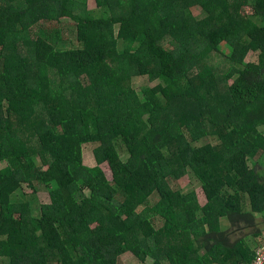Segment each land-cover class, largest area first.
I'll use <instances>...</instances> for the list:
<instances>
[{"label": "trees", "instance_id": "1", "mask_svg": "<svg viewBox=\"0 0 264 264\" xmlns=\"http://www.w3.org/2000/svg\"><path fill=\"white\" fill-rule=\"evenodd\" d=\"M86 1L0 0V264H251L264 0H97L99 16Z\"/></svg>", "mask_w": 264, "mask_h": 264}, {"label": "rangeland", "instance_id": "2", "mask_svg": "<svg viewBox=\"0 0 264 264\" xmlns=\"http://www.w3.org/2000/svg\"><path fill=\"white\" fill-rule=\"evenodd\" d=\"M86 3L88 4V8L89 10H93L95 11L96 15H101V13L103 12L102 10H100V8L98 7V2L97 0H87ZM192 12L194 14V16L198 19L204 18V13H202L201 9L199 7H193L192 8ZM63 35L67 38H69V40L71 41L69 43L70 47H76L78 46L77 43V26L75 21L73 20H66L63 23ZM222 51H224L225 53H230V49L227 46H222ZM219 60V59H218ZM217 60V61H218ZM247 62H257L258 61V54L254 53V52H250L246 58ZM134 86L138 89V91H141L142 88L145 87H153L156 86L158 84L157 82H152L149 80L148 77H136L134 79L133 82ZM263 129V128H262ZM209 139H203L201 144H205V142H208ZM211 141V140H210ZM96 145L95 144H86L84 147V160H85V164L90 166V167H95L98 165L96 158H95V154H94V149H95ZM264 164V162H262ZM5 163L0 164V167H4ZM102 168L106 171L108 177L110 179H112V172L109 168L108 164H103ZM174 184V183H173ZM38 185V199H39V204L41 205L42 203L46 204V203H50L51 202V195L48 189H46L43 185ZM175 185V184H174ZM193 188L197 190V193L199 195L200 198V202L201 204H205L206 203V196L205 193L202 189V186L200 184L199 181L194 179V183H193ZM27 192H29V190L27 189ZM31 198V197H29ZM156 197L153 196L151 198L152 202H156ZM35 213L38 215L40 214V208L39 205H37V209H35ZM258 219L259 221H262V215H258ZM154 223L156 225L157 228H160L163 224L164 221L160 218V217H156L154 218ZM225 226L227 224H229L228 220H224ZM230 225V224H229ZM224 224H223V228H225ZM263 226V224H262ZM258 245V239L256 240V246ZM258 249V248H257ZM132 254L131 252L128 253V255ZM152 259L148 260V264L152 263ZM119 264H144L142 263V261L138 260L136 257L134 256H122L120 259Z\"/></svg>", "mask_w": 264, "mask_h": 264}, {"label": "built area", "instance_id": "3", "mask_svg": "<svg viewBox=\"0 0 264 264\" xmlns=\"http://www.w3.org/2000/svg\"><path fill=\"white\" fill-rule=\"evenodd\" d=\"M251 264H264V244L256 251V256Z\"/></svg>", "mask_w": 264, "mask_h": 264}, {"label": "crops", "instance_id": "4", "mask_svg": "<svg viewBox=\"0 0 264 264\" xmlns=\"http://www.w3.org/2000/svg\"><path fill=\"white\" fill-rule=\"evenodd\" d=\"M206 196V195H205ZM206 200H207V198H206ZM206 203H207V201H206ZM205 203V204H206ZM205 204H203V205H205ZM226 227H228V224L226 225ZM264 244V231H263V233H262V238H260V239H258V245L256 246V248H259L260 246H262ZM255 245H256V243H255ZM129 253V252H128ZM128 253H126V254H124L125 256H134V254L132 253V254H130V255H128ZM123 255V256H124ZM135 257V256H134ZM139 260V259H138Z\"/></svg>", "mask_w": 264, "mask_h": 264}]
</instances>
